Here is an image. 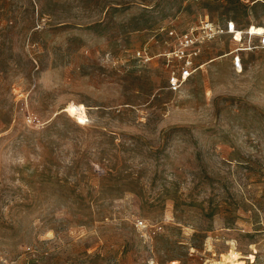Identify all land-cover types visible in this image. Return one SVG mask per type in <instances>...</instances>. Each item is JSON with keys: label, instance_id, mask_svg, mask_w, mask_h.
Segmentation results:
<instances>
[{"label": "rangeland", "instance_id": "374dc122", "mask_svg": "<svg viewBox=\"0 0 264 264\" xmlns=\"http://www.w3.org/2000/svg\"><path fill=\"white\" fill-rule=\"evenodd\" d=\"M207 17L264 0H0V264H264V47L169 88L166 29Z\"/></svg>", "mask_w": 264, "mask_h": 264}, {"label": "built area", "instance_id": "2783aa9c", "mask_svg": "<svg viewBox=\"0 0 264 264\" xmlns=\"http://www.w3.org/2000/svg\"><path fill=\"white\" fill-rule=\"evenodd\" d=\"M252 27L253 25L243 30L239 29L234 20L221 23L207 17L182 32H178L175 28L166 29L168 37L173 41L172 51L167 56H171L170 58L177 62V68L172 72L169 81V88L174 91L180 89L197 70L196 59L201 52L202 46L226 33L232 34L234 40L241 44L231 53L233 54V66L237 70H242L243 60L241 53L264 47V33L255 34L252 32ZM238 30L243 33L240 39L237 38ZM244 38H248V42L245 44L243 43ZM253 38H258L257 44L254 43Z\"/></svg>", "mask_w": 264, "mask_h": 264}, {"label": "bare ground", "instance_id": "6f19581e", "mask_svg": "<svg viewBox=\"0 0 264 264\" xmlns=\"http://www.w3.org/2000/svg\"><path fill=\"white\" fill-rule=\"evenodd\" d=\"M252 32L255 34L264 33V25L253 26ZM237 33H240V31L238 30ZM241 34L243 33L241 32ZM65 111H67L73 117H77L82 122L89 121V115L86 111V106L84 104L70 103L65 108ZM222 256V261H212L209 264H246L244 260L240 259L241 253L238 250H235L234 248H232L228 253H225Z\"/></svg>", "mask_w": 264, "mask_h": 264}]
</instances>
